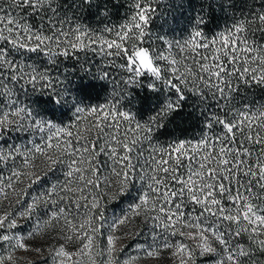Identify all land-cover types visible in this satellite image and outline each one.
Listing matches in <instances>:
<instances>
[{
    "label": "snow or ice",
    "instance_id": "obj_1",
    "mask_svg": "<svg viewBox=\"0 0 264 264\" xmlns=\"http://www.w3.org/2000/svg\"><path fill=\"white\" fill-rule=\"evenodd\" d=\"M130 5L119 27L92 30L43 17L56 0H0V264H264V105H225L198 140L152 138L186 91L226 99L237 81L264 85V7L211 37L196 26L187 51L177 42L164 56L144 43L149 0ZM89 52L80 70L115 86L97 105L84 99L104 85L81 76L69 100L49 67L20 55L55 66ZM18 84L47 95L38 102L52 119L20 100ZM145 84L164 100L141 122L121 109L120 86ZM69 103L73 120L56 123ZM10 130L24 143L10 144ZM60 166L63 178L41 190ZM138 181V198L110 215Z\"/></svg>",
    "mask_w": 264,
    "mask_h": 264
},
{
    "label": "trees",
    "instance_id": "obj_2",
    "mask_svg": "<svg viewBox=\"0 0 264 264\" xmlns=\"http://www.w3.org/2000/svg\"><path fill=\"white\" fill-rule=\"evenodd\" d=\"M130 2L131 0H56L55 12L46 11L41 15L43 17L54 16L56 20H66L68 23H79L92 30H103L119 27L125 21L127 14L131 11ZM149 2L153 11L150 13V24L146 26L144 43L164 56L180 51L176 47L177 42L187 51L188 45L185 41L196 26H199L206 36L211 37L229 28L240 18L253 15L264 7L261 0H149ZM201 19L202 23H200ZM34 22L39 23L40 17H36ZM160 37L172 42V47L170 49L167 45L162 47ZM20 55L29 64L49 67L51 73L59 77L69 90V100L75 95V87L80 82L81 76L85 77L86 82L91 79L96 84L105 86L91 97L84 99V103L88 105L106 102L115 87L106 80L88 76L80 70L81 64L87 67L86 60H91V52L81 53L79 57L73 59L66 57L63 62L55 66L48 65L47 57L37 53H21ZM237 84V88L226 99L221 98L215 89L205 88L203 85L200 86L199 93L186 91L180 107L169 116L162 127L157 128L152 134L153 142L166 146L177 140L200 139L207 133L208 125L214 115L225 105L241 110L245 108L253 110L264 105V85L243 81L240 83L237 81ZM120 88L124 91L120 100L121 109L128 111L133 118L141 122L153 115L164 100V96L159 95V89H149L146 84L140 87L131 86L128 90L123 89L122 85ZM17 89V96L25 105L32 108L38 115L52 119L50 113L42 111L38 102L47 99L46 94L33 90L27 84H18ZM164 91L167 93V89ZM73 114L74 109L69 103L65 105L62 113L57 112L55 121L56 123H68L73 120ZM214 130L219 131V128ZM139 189H141V184L138 181L134 187H130L129 191L122 195L120 200L112 203L119 204V208L125 206L126 198L127 200L135 198ZM111 208L113 207L110 204L108 206L110 215L119 210V208Z\"/></svg>",
    "mask_w": 264,
    "mask_h": 264
},
{
    "label": "rangeland",
    "instance_id": "obj_3",
    "mask_svg": "<svg viewBox=\"0 0 264 264\" xmlns=\"http://www.w3.org/2000/svg\"><path fill=\"white\" fill-rule=\"evenodd\" d=\"M7 139L9 140V143L10 144H12V143H15V144L24 143L23 133H20V137L17 138V133L15 131H11V135H9L7 137ZM50 173L51 174H47L46 175L47 183L42 186V189L41 190L46 189L50 184L55 183L56 180H57V178H60V179L63 178V166H60L59 169H52V170H50ZM42 179H44V178H42ZM139 194H140V192L138 191L135 198H138ZM135 198H133L132 200H127L128 198H126V204H125V206L119 208V210L117 212H115V214L116 215H119L123 210H125L127 208V206L130 203L133 202V200ZM111 209H113V208H111ZM111 209H110V211H112ZM112 214L113 213H111V215ZM148 238H149V236H148L147 233H145V236L142 237V239H148Z\"/></svg>",
    "mask_w": 264,
    "mask_h": 264
}]
</instances>
